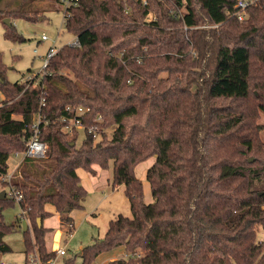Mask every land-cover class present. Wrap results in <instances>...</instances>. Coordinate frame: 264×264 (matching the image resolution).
Segmentation results:
<instances>
[{
  "label": "trees",
  "instance_id": "1",
  "mask_svg": "<svg viewBox=\"0 0 264 264\" xmlns=\"http://www.w3.org/2000/svg\"><path fill=\"white\" fill-rule=\"evenodd\" d=\"M33 1L0 0V20L11 19L7 39H22L13 21L45 18ZM236 2L78 0L64 15L80 47L63 45L35 80L10 82L0 53V177L11 153L26 149L38 115L48 144L45 158L25 159L13 179L30 224L26 257L55 259L47 205L59 214L83 209L77 170L96 175L94 165L112 164V184L125 186L132 217L112 220L105 237L82 250V264L115 249L125 255L109 264H264V41L252 40L260 31L252 19L231 44L224 40ZM78 107L89 111L70 133ZM152 157L146 203L135 169ZM15 202L0 199V254L11 252L4 238L18 230L3 215Z\"/></svg>",
  "mask_w": 264,
  "mask_h": 264
},
{
  "label": "rangeland",
  "instance_id": "2",
  "mask_svg": "<svg viewBox=\"0 0 264 264\" xmlns=\"http://www.w3.org/2000/svg\"><path fill=\"white\" fill-rule=\"evenodd\" d=\"M32 4L36 8H44L47 10V14L44 19L37 22H29L24 19L13 21L15 31L22 39L17 41L7 39L5 36L6 26L0 20V53L2 63L7 69V78L12 83H25L35 80L36 76L38 74L41 75L43 71L44 58H46L49 50H58L76 38L66 29L64 5L62 3L58 4L55 0H34ZM53 7L60 10H52ZM150 17H154V14H150ZM150 17L148 20H150ZM249 19H252L256 24V28L260 29L252 40L255 42L264 41V7L260 5H254L243 22H236L233 19L229 26L223 29L231 38H225L224 40L231 44L232 39L237 38L241 34L243 31L242 26ZM43 35L47 36V39H43ZM260 122L264 124V119ZM83 137L84 133L80 132L78 144L83 141ZM261 138L264 140L263 132L261 133ZM155 160L156 158L152 157L139 164L135 169L137 178L144 185L146 203L153 202L151 186L147 180V172ZM16 162L12 155L9 160L10 172L14 170ZM93 167L97 170L96 175H92L82 168L78 169L77 172L83 186L87 190V196L83 209L74 210L71 214L74 218V228H69L65 220H61L60 214L54 210L53 205L48 206V210L52 211L53 215L46 222L44 221L43 225L49 228L45 236L46 245L51 251L56 252V257L52 264H82V250L102 240L112 220H115L119 215L132 217L125 186L114 187L112 184V164L108 169H102L98 165ZM20 177V172H16L15 179H21ZM6 189L7 186L0 180V194L5 192L6 196ZM3 215L4 222L8 225L17 224L18 230L6 234L4 241L11 247V252L0 254V262L5 264H25L26 258L29 261L32 255H36V253L30 252L26 257L25 254L24 233L30 228L29 221L21 216V208L18 201L13 205L7 206L3 211ZM32 236L34 238L33 234ZM259 238L264 240V231L262 229H260ZM62 249L65 250V255L63 256L57 254ZM124 255L123 250L115 249L100 255L93 264H109L110 261L124 257Z\"/></svg>",
  "mask_w": 264,
  "mask_h": 264
},
{
  "label": "built area",
  "instance_id": "3",
  "mask_svg": "<svg viewBox=\"0 0 264 264\" xmlns=\"http://www.w3.org/2000/svg\"><path fill=\"white\" fill-rule=\"evenodd\" d=\"M259 0H237L236 4L234 5L233 12L230 13V16L235 19L238 22H243L246 18V15L249 13V11L252 9L254 5L257 4ZM61 3L64 5L63 7H69L71 5H76L78 3V0H61ZM65 18V15H64ZM66 21V18H65ZM43 39H47V36L43 35ZM68 45L74 46V47H80V42L78 38L76 37L73 41H71ZM57 50L50 49L46 58H44V69L47 67L48 62L51 57L55 55ZM70 107L67 108L69 110ZM89 109L84 107H78L75 110L76 117L74 120L71 121L70 125L67 127L68 132H72V128L82 129L83 125L81 122V119L78 118V116L85 115ZM101 119V118H100ZM65 120V119H64ZM41 116L38 115L34 118L32 124L30 125L33 134L31 137L27 139V147L25 150L20 152H14L13 159L17 162L14 164V170L10 172L8 170V173L1 176L0 180L4 183L5 186H7L6 189V195L10 198H14L16 201H20L22 199V194L20 191L17 190L16 186L13 185V179L15 178L16 172H18V169L22 162L25 159H34L39 160L46 156V152L48 150V144L40 139V124H41ZM48 121H45V124H48ZM89 131L92 133H95L96 130L94 128H90ZM95 137H97V134H94ZM12 155H10L12 157ZM10 157V158H11ZM9 158V160H10ZM8 160V165H9ZM10 167V165H9ZM72 227V226H70ZM59 255H65V250H59L57 252ZM53 260L50 261L48 264H52ZM0 264H5L4 262H0ZM28 264H41L39 258L37 255H32L30 257V260L28 261Z\"/></svg>",
  "mask_w": 264,
  "mask_h": 264
},
{
  "label": "crops",
  "instance_id": "4",
  "mask_svg": "<svg viewBox=\"0 0 264 264\" xmlns=\"http://www.w3.org/2000/svg\"><path fill=\"white\" fill-rule=\"evenodd\" d=\"M96 170V169H95ZM97 171V170H96ZM77 172H78V170H77ZM78 175H79V173H77ZM80 177V176H79ZM48 206L49 205H47V210H48ZM54 210H55V208H54ZM48 211H50V210H48ZM51 213H52V211H50ZM73 212V211H72ZM72 212H70V213H68V212H66V213H63V214H60V216H61V220H64V219H66L67 217H70L71 219H72V221H71V223H67V225H69V228H74L75 227V225H74V218L71 216V214H72ZM53 214V213H52ZM47 220V219H46ZM46 220H45V222H46ZM60 220V219H59ZM70 226H72V227H70ZM46 227V226H45ZM47 228V227H46ZM48 248V247H47ZM48 250H50L49 248H48ZM51 251V250H50Z\"/></svg>",
  "mask_w": 264,
  "mask_h": 264
},
{
  "label": "water",
  "instance_id": "5",
  "mask_svg": "<svg viewBox=\"0 0 264 264\" xmlns=\"http://www.w3.org/2000/svg\"><path fill=\"white\" fill-rule=\"evenodd\" d=\"M4 23H6L7 25H11V19L10 18L4 19ZM252 161H253V159H250V162H252ZM4 197H5V192H2V194H0V199H2ZM38 222H39V226L41 227L42 226V220L39 219Z\"/></svg>",
  "mask_w": 264,
  "mask_h": 264
}]
</instances>
